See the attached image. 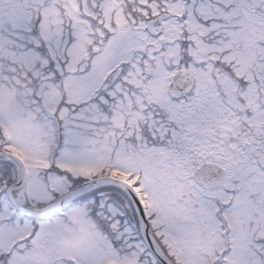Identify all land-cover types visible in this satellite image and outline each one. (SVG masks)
<instances>
[{
	"label": "snow or ice",
	"instance_id": "snow-or-ice-1",
	"mask_svg": "<svg viewBox=\"0 0 264 264\" xmlns=\"http://www.w3.org/2000/svg\"><path fill=\"white\" fill-rule=\"evenodd\" d=\"M0 264H264V0H0Z\"/></svg>",
	"mask_w": 264,
	"mask_h": 264
}]
</instances>
